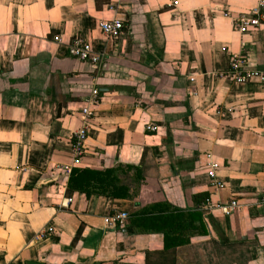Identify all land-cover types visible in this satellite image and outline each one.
Returning a JSON list of instances; mask_svg holds the SVG:
<instances>
[{
  "label": "crops",
  "instance_id": "obj_1",
  "mask_svg": "<svg viewBox=\"0 0 264 264\" xmlns=\"http://www.w3.org/2000/svg\"><path fill=\"white\" fill-rule=\"evenodd\" d=\"M260 1L0 0V264H264V81L228 74L233 55L264 74V10L255 30L233 28ZM110 18L123 21L114 42L97 28ZM78 35L99 63L69 56ZM74 168L116 170L129 196L69 191ZM233 198L240 209L216 207ZM153 206L198 213L205 234L195 222L165 248L130 221ZM113 211L124 229L105 226Z\"/></svg>",
  "mask_w": 264,
  "mask_h": 264
},
{
  "label": "built area",
  "instance_id": "obj_2",
  "mask_svg": "<svg viewBox=\"0 0 264 264\" xmlns=\"http://www.w3.org/2000/svg\"><path fill=\"white\" fill-rule=\"evenodd\" d=\"M113 7L110 6L109 9ZM264 10V1H260L258 8L251 10L247 13H242L238 15L233 20V28L240 34H246L259 27L261 21H263V15H260V11ZM97 28L100 35L106 42L117 41L123 32V21L118 18L101 19L97 22ZM56 41H60L59 37L55 38ZM66 49L70 57L78 59L82 62L89 63H99L103 57V53L95 50L82 36H74L66 44ZM228 74L232 79L238 84H246L253 79L258 78L264 81V74L258 70H254L249 66V60L247 56H237L233 55L229 61ZM101 96L97 89L92 91L91 96L85 101L86 106L82 107L80 110L83 122L81 128L74 134V143L72 145V154L74 162L77 163L79 158L84 152V141L87 136V121L94 114L92 107L99 104L101 101ZM91 107V108H90ZM146 130L156 131L157 127L154 125H146ZM209 178H211L210 183L216 189L222 188L223 183L214 179V174L212 171L208 172ZM261 200L264 202V193L261 196ZM67 202L71 203L72 198L67 199ZM208 204V200L206 203ZM217 208L221 209L224 213L228 214L231 211L241 208V204L237 199H231L226 204H217ZM129 214L124 211H113L111 214L104 218V223L107 229L115 230L124 229L128 223ZM53 232V228L49 227L47 229H42L36 235L38 240H42L47 237V235Z\"/></svg>",
  "mask_w": 264,
  "mask_h": 264
},
{
  "label": "trees",
  "instance_id": "obj_3",
  "mask_svg": "<svg viewBox=\"0 0 264 264\" xmlns=\"http://www.w3.org/2000/svg\"><path fill=\"white\" fill-rule=\"evenodd\" d=\"M115 172L116 170L114 169L90 170L74 168L71 170L68 179V190L77 191L87 196L95 193L100 196L126 199L129 196V187L119 183ZM165 209V207L161 206L143 208L140 212L130 217L131 224L143 231L162 233L165 248L184 244L187 240H183L182 236L185 235L186 231L196 229L195 222H198V227L202 230L198 231L201 234H205L204 226L198 213L166 212ZM185 223H188V226Z\"/></svg>",
  "mask_w": 264,
  "mask_h": 264
},
{
  "label": "water",
  "instance_id": "obj_4",
  "mask_svg": "<svg viewBox=\"0 0 264 264\" xmlns=\"http://www.w3.org/2000/svg\"><path fill=\"white\" fill-rule=\"evenodd\" d=\"M101 91H103V90H106V89H100Z\"/></svg>",
  "mask_w": 264,
  "mask_h": 264
}]
</instances>
